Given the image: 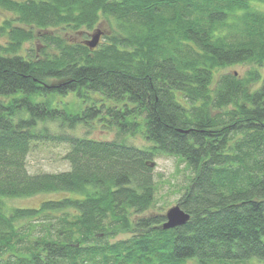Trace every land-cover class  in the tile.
Returning <instances> with one entry per match:
<instances>
[{"label":"trees","instance_id":"16d2710c","mask_svg":"<svg viewBox=\"0 0 264 264\" xmlns=\"http://www.w3.org/2000/svg\"><path fill=\"white\" fill-rule=\"evenodd\" d=\"M255 2L0 0V264H264ZM97 28L93 49L72 40ZM234 64L251 67L222 72ZM70 93L74 112L60 106ZM92 121L115 137L77 133ZM35 141L67 144L70 168L30 172ZM159 153L194 171L177 202L191 217L170 229L165 215L145 213ZM57 191L68 194L3 205Z\"/></svg>","mask_w":264,"mask_h":264},{"label":"rangeland","instance_id":"374dc122","mask_svg":"<svg viewBox=\"0 0 264 264\" xmlns=\"http://www.w3.org/2000/svg\"><path fill=\"white\" fill-rule=\"evenodd\" d=\"M255 5L264 10V0H256ZM7 14L0 8V23H2ZM83 33L73 34L72 40L82 42L84 39H89ZM248 64H234L223 69L222 72H235L239 77L243 76L249 69ZM261 76L264 77V65L259 68ZM221 72H218L217 76ZM70 93L62 97L60 106L67 111L74 112L81 104L77 102V98ZM67 98V100H66ZM81 100V98H79ZM68 102V104H66ZM77 103H80L77 105ZM82 106V105H81ZM51 129H58V121H47ZM76 131L79 135L93 137L97 139H111L115 137L114 131L104 129L99 123L92 121L90 124H79L76 126ZM131 141L142 144V139L134 137ZM67 144L53 141H35L32 150L28 154V168L30 172L39 171H63L70 168L69 161L65 158V154L69 151ZM155 162L153 165L152 176L156 182V192L152 206L145 212L146 214H163L165 215L170 206L175 205L179 197L182 195L187 184L190 183L194 171L189 168L185 162L177 155L159 153L152 159ZM65 192H46L36 194L32 197H16L5 200V210L9 213L15 207H37L42 200L53 199L64 196ZM131 234V233H129Z\"/></svg>","mask_w":264,"mask_h":264},{"label":"water","instance_id":"95a60500","mask_svg":"<svg viewBox=\"0 0 264 264\" xmlns=\"http://www.w3.org/2000/svg\"><path fill=\"white\" fill-rule=\"evenodd\" d=\"M103 32L101 31L100 28H97L93 33L91 32V36L89 39L85 41V43L90 47V48H95L102 36ZM166 219L162 224V227L164 229H170L176 226H181L185 225L191 217L190 213L186 212L179 203H176L173 206H170V208L167 210L166 214Z\"/></svg>","mask_w":264,"mask_h":264}]
</instances>
